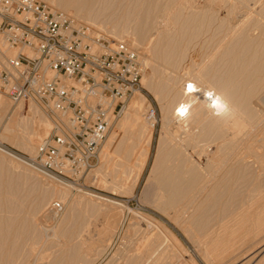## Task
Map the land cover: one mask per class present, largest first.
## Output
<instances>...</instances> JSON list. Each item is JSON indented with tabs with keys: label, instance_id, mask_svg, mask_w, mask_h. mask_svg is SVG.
Instances as JSON below:
<instances>
[{
	"label": "bare ground",
	"instance_id": "1",
	"mask_svg": "<svg viewBox=\"0 0 264 264\" xmlns=\"http://www.w3.org/2000/svg\"><path fill=\"white\" fill-rule=\"evenodd\" d=\"M50 1L58 3L63 12H70L75 22H90L99 27V30L105 29L111 34H115L116 32L122 34L117 29L118 25H114L115 29L112 23H121L122 26L121 19L124 20V16H126L127 20H130L129 22L127 20L124 21L126 22V26H128L127 23L135 24L133 28L131 24V27L127 28L123 25L124 30H126H122L125 33L130 34L129 28L133 30L131 31V35L133 34L136 42H133L134 46H129L139 54L140 59L142 57L141 54L148 53L150 55L149 58L155 62V64L151 62V64H148L146 59L145 64L149 65L147 66L149 70H146L147 73H145V66L141 59L143 74L146 78L145 86H149L154 94H156V97L159 96L160 98L157 97L158 101L160 100L159 102H161L162 108L161 124L163 125L162 129L166 131V134L163 135L164 137L161 138V144L159 142L160 146L157 147V160L156 163L154 162V168H151L152 173L148 177V186L146 185L147 197L152 205L159 208V210L167 212L168 216L179 226L186 227L185 229L187 230L192 229V231L194 228V230L198 231H196L197 235H199V232L201 235L205 232L203 230H210V225L213 221L216 225L219 222H224L226 218L225 211L234 203L231 199L229 201L231 200L233 203H229L226 195L239 196L240 193L238 191L241 192L242 190H244V193L245 191L250 193L253 191L257 193L258 191L259 194V191L264 190V167L256 170L257 166H262L263 162H261V159L260 161L256 159L262 164H257L254 168L252 166L255 165V162L253 163L249 160L252 154L257 153L258 156L259 154L261 155L260 151H257L264 148V137L258 135L260 137L258 138L257 136L264 123V0H253L254 6L252 7L247 4L249 0H205L200 5V1L197 4V0ZM119 6L123 7L119 8ZM52 9L55 10L53 7ZM116 16L118 18L120 16L123 17L120 18L121 22L115 23ZM110 20H113L112 23L110 22V26L114 27L112 29L115 32L107 27L109 26L107 22L109 24ZM99 23L100 25L103 23V26L98 25ZM139 45H143L142 47L144 48ZM14 50V48H11V51ZM28 52L31 53L30 50ZM10 56L13 58V53ZM189 85H192L191 90H189ZM135 92H138V95L133 98L131 106L128 107L126 117L115 125L116 127L109 141L106 142L105 151L113 174L112 181L114 185L123 179L120 173L125 175L131 173L140 182L149 159L156 120L153 113V115L149 114V116L145 113L151 107L150 101L145 95L139 93L141 92L140 90H136ZM3 98L0 95V101L7 107L8 102ZM30 102L32 103V101ZM37 124L40 123L38 122ZM35 126L37 127L38 125ZM6 129L9 132H14V126L11 124H8ZM34 131L35 129L32 130L33 133ZM33 133H29L30 137L27 136L26 139L24 138L21 141L24 146L32 147L31 149H35L33 148L35 144L44 139L41 137L37 138L39 136L33 137L37 135L36 133L33 135ZM13 137L8 136L7 138L10 142L15 143L17 138ZM0 150H3L2 152L4 153L7 152L4 148H0ZM9 154L15 162L23 164L24 168L28 166L26 165L27 163L24 165V161L13 153L9 152ZM253 157L255 158V156ZM251 162L254 165H251ZM13 165L16 166L15 168H19V166ZM26 169H29V171L31 169V172H38L30 166ZM42 176L62 186H71L45 175ZM245 176L246 182L248 181L247 183H243L245 181L243 177ZM241 178L242 181L240 180ZM45 185H47L45 189L50 190L55 188V186L49 183H45ZM125 189H128V187ZM246 195L248 196V194ZM8 197H5L7 202H12L10 198L8 200ZM5 199L1 197L0 201H5ZM1 202L0 207H3L5 202H2V205ZM227 203H229L228 206ZM9 206L8 208H11V205ZM233 206H231V210L234 209ZM1 210L3 209L1 208ZM223 212L225 213L224 219H222ZM235 212H232L231 215ZM143 215L149 221L151 220L156 225L155 227L159 228L161 235H157L154 238L155 240H152L153 242H150V240L149 244L146 243L147 246H144L145 248L142 246L141 249L140 246L134 248V250H128L126 251L127 253L124 252L125 255L119 249L117 255L114 251L115 255H112L114 257L113 260L108 261L109 263L107 264H172L174 252L172 253V251L168 250L164 243V241L167 242L168 240H171L170 242H173L177 249L184 251L167 227L163 226L153 217L146 214ZM258 215L259 220H252L260 221L256 222V226L258 223L262 225L263 223L261 222L264 220L261 213H258ZM257 216L255 217L257 218ZM11 217L0 215L1 256L4 254L3 250H6L5 246L7 244V246L11 244L17 246L16 241H21L18 238H20L21 232L23 234V231L19 230L20 227L15 226L20 219L17 221V218L12 217L17 221L13 223L12 221L14 220ZM41 217L43 218V216ZM232 218L234 220V217ZM23 219L25 220V218ZM34 220L36 223H31L32 225L28 222L31 225V232L29 233V228L28 233L32 235V238L39 236L41 239H44L46 237L45 242H48L53 236H64L65 241H61V244L56 240L54 242L50 241V246L53 244L56 247L51 248V254L43 255L44 253H40L41 256L43 255L41 258L44 261H42L45 262L47 260L45 262L47 264H94L107 247L106 242L102 244L99 241L98 243L100 244L97 245V239L93 240L94 234L93 238L90 236L92 232L89 231V227V229H86L87 227L84 229L88 230L90 234L83 231V227H81L82 229L77 228L78 231L77 229L71 230V227L66 229L68 226H64L65 223H63L62 219V225L60 224L61 221L53 225L52 229L54 233H51L53 236H46L48 235L46 234L48 226L46 227V225L44 226L42 223H39L37 218ZM235 223L237 224V222ZM252 226L250 227L254 229L255 226ZM21 227L23 228L24 226ZM261 227H264V225ZM256 228L260 229L259 226ZM246 230L245 232L247 233ZM225 232L226 230L223 233ZM205 234L209 235L206 232ZM33 235L36 236L33 237ZM225 235H216V237H213L215 240L211 241L215 252L219 247H222L219 250L220 255H222L224 249L225 253H223L224 256H221L222 258L228 257L227 255L230 250L228 246L235 247L236 241L233 240V237H236L237 233L235 235L232 231L229 237H225ZM47 237L50 240H47ZM55 242H57V245L54 244ZM35 245L33 247H36ZM11 248L15 247L10 246L9 249ZM12 249H7V251H12L14 256V251L16 250ZM54 249L56 250L54 251ZM261 251L264 252V241L256 250L253 249V253L250 251L251 255L250 257L248 256L249 258H246L248 261L245 260L244 263H251V258L257 254L260 255ZM9 253L7 252V254ZM17 255H20V253H17ZM255 256L252 260L257 257ZM263 256L264 253L261 254L260 258L257 257L253 264H264ZM9 258L11 259V254ZM9 258L2 257L4 262L2 259L1 261L6 263L5 260L10 261ZM120 258H124V261L119 260ZM36 259L38 263L39 258L36 257ZM30 262L27 261L29 264ZM13 263L9 262L7 264ZM232 263L228 262V264ZM233 264H237V262Z\"/></svg>",
	"mask_w": 264,
	"mask_h": 264
},
{
	"label": "rangeland",
	"instance_id": "2",
	"mask_svg": "<svg viewBox=\"0 0 264 264\" xmlns=\"http://www.w3.org/2000/svg\"><path fill=\"white\" fill-rule=\"evenodd\" d=\"M42 1L48 3L55 10L63 11L60 8L59 4L56 2H53L50 0H42ZM198 1H200V3ZM249 1L247 2V4L251 7L254 6L253 0L250 2ZM196 2H197V4L199 3V5H200L201 3L203 4L205 2V0H197ZM120 7L122 8L123 6H119V8ZM65 13H67L68 15L71 14L70 12H65ZM120 18H123V17L120 16L118 18L116 16V18H115L116 22H115V20H114V22L118 23V22L122 21V26H121V23L113 24L112 23L113 20H110L109 24L107 22V25H109V26H107V25L106 26L108 28H110V30H113L115 32V30L112 28H114L115 26L118 25L117 29H118V31H121L120 33H122V34H119V32H116L115 34L112 32L113 34H111V33L107 32V30H105V29H103L101 31V29L99 30V27H97L95 24L93 25V23H90V22L80 21V23H84L88 26L95 28L96 30H98L100 32H103L108 38H110L113 41H122V42L127 43L130 46H132V45L134 46L133 42L135 41V39H134L135 37H133V34L131 35V31H133L132 28L135 24L130 23L132 25V28H129L130 34L125 33L124 31L126 29L124 30L123 25L126 26V22H124V21L127 20V17L124 16V20L121 19V21H120ZM106 21H108V20H106ZM106 21H105V23H106ZM127 21L129 22L130 20L128 19ZM110 22L112 23V26H114V25L115 26L111 27ZM123 22H124V24H123ZM127 24H128V26H126L125 28L131 27L129 23H127ZM98 25H100V23ZM100 26H103V23H101ZM115 29H116V27H115ZM142 46L143 45H141L140 47H142ZM142 48H144V47H142ZM14 49H15L14 51H11V48L7 45L3 36L0 34V64L5 62V57H11L10 55L12 53H13L12 57H15L18 54L19 50L16 48H14ZM141 56H142L141 57L142 62L145 66V71L149 70V68H147V66H149V65L145 64L146 59H147L148 64H151V63L155 64V62L153 60H151V58H149L150 55L148 53H146V54L143 53V55L141 54ZM145 73H147V71ZM145 82H146V78L143 74L142 82H141V89H140L141 92H139V93H142L143 95H145V97L151 103V107H150L149 111L145 112L146 115L149 116V114H151V115L154 114L155 120H156L155 121V127L153 130L154 132H153L152 145H151L150 153H149V159H148L147 165H146V167L142 173L140 182H139V180H137L136 176H134L131 173H129L128 175L120 173V176L121 177L123 176V179L120 180V182H118L116 185H114L113 184L114 182L112 181L113 174H112L110 164H109V161H108V158L106 155V151H105L106 145H107L106 142L109 141V138H110L111 134L113 133L114 128L116 127L115 125H117L119 121L120 122L123 121V119L126 117L127 112H128L127 109H128V107L131 106V104L134 100L133 98L136 95H138L137 94L138 92H134L127 99V101L125 103L126 105L120 111L119 116L113 121L112 127L110 128V131L108 134V137L102 145L99 159L95 163L94 168L91 169V171L88 172L86 174V176H84V178L81 180L80 185H71L70 187H68V186L66 187L65 185L62 186L59 183L57 184L56 182L54 183V181L47 180L45 177L42 176V174L40 172L39 173L34 172L33 170H32L33 172H31V169L29 171V169H26V168L29 167L30 165L26 164L25 162H23L24 165L25 164L28 165L27 167L25 166L26 168H24L23 164L21 165V163L15 162V160L12 159L13 157L10 156L9 152L13 153L16 157H19V156L21 157V155L34 156L37 153V149H38L40 142L35 144V147H33L35 149H31L32 147H30V146H29L30 147V149H29V147H27L26 145H25L26 148H24L25 146L21 143V141H23L24 138L26 139L27 136L30 137L29 133L30 134L33 133L32 130H34V129H35V131H34L33 135H35V133L37 135H35L33 137L36 138L37 136H39L37 138H40V137L45 138L50 132V129L52 126V121L47 116L46 112L44 111V109L42 108V106L39 103H37V102H34V103L33 102L32 103L31 102L14 103L7 95H5L0 90V95H2V97H4L3 99L6 102H8V105L6 107L5 104L2 101H0L2 103V104L0 103L1 104L0 105V148L1 149L4 148L5 150H7V152L9 151L8 154H6L7 152L4 153V152H2L3 150H0V198L3 197L5 199L6 196L7 197L9 196L8 200H10V199L12 200V202L11 201L7 202V199H5V201L2 200V202L3 203L5 202V203H4L3 207H0V215L6 216V217L12 216L14 218H17V221L20 219L21 222L18 221L17 224L15 223L16 224L15 226H19L20 227L19 230L23 231V234L21 232V236H20V238H18L21 241H19V242H18V240L16 241L17 246L14 244H11L9 246H7L8 245L7 244L5 246L6 250H3V253H4L3 256H1L2 253L0 255L1 256L0 257L1 264H7L9 262L13 263L15 261H17V262H15L13 264H19L20 262H21V264H29V263H27V261L28 262L32 261V262H30V264H36L37 263L36 257L39 258L37 264H47V263H45V262H47V260H45V262H43L44 260L41 257L43 255L51 254V252H52L51 248L52 249L56 248L55 245L53 246V244L50 246L51 242H54L55 240L59 241V243L61 241L62 242L65 241L64 236H55L56 237V239H55V237L53 235H51V233H54L53 229H52L53 225L56 224V222H60V221H61V223H60L61 225L63 223H65L64 226L65 225L68 226L67 228L65 227L66 229L71 227L70 228L71 230L72 229L76 230L77 228L82 229L81 227H83V229H82L83 231L88 232V233H89V231L92 232V235H90V236L92 237L94 234V238L93 237L92 238H93V240L97 239L96 240L97 245L100 244V243H98L99 241L102 244H105L104 242H106L107 247L105 248L104 252L102 253L103 255L101 254V256L97 259V262H95L94 264H107V263H109L110 260L111 261L113 260V258H114L113 256L115 255V252L117 255V251H119V250H121L124 253L128 250H130V251L134 250V248H137L140 246L142 249V246L146 247L147 244H149L148 242L150 240H151L150 242H153L155 240L154 238L157 235H161L159 228L155 227L156 225L151 220L150 221L152 223L147 218H145V216L143 214H146V215L153 217L158 222H160L163 226L167 227L173 233L174 237L177 239L179 246H181L183 248L184 251L181 250L182 251L181 252L179 249H177L174 246L173 242H170L171 240H168L167 241L168 243L164 241L165 246H167L166 248L168 250L172 251V253L174 252L173 253L174 258H173L172 264H175V262H176V264H228V262H230V263H232V262L236 263L237 262V264H239L242 261H243L242 263H244L245 260L248 261V259H246V258L250 257V255H251L250 251L253 253V249L256 250V248L264 241V227H261L262 225H264V220H262V222H261V223H263L262 225L261 224L259 225V223L257 224V226L255 225L256 222H260V221H258L260 219V218L258 219V216H259L258 213H261V215L264 217V213H262L264 211V195H263L264 190L259 191V194H258V191H257V193H256V191H255V193H254V191L251 193L245 191V193L248 194V196L243 192L244 190L241 191L243 193L238 191V193L242 194L241 196H240V194H239V196H235V197H233V195L232 196L226 195V197L228 198L227 201H229V199H231L234 202L233 203L231 200L229 201V203L235 204L234 206H233V204L232 205L230 204V205L233 206L234 209H236L235 210L236 212L234 211V209L231 210V208H232L231 206L229 209L226 208V209H228L225 211L227 219L225 218L224 212L222 214L223 218L221 217L222 219L225 218L226 221L224 220V222H222V223L219 222L217 225L213 221L210 225V230H208V229H207L208 231L206 229L203 230L206 233H208L209 235L210 234L212 235V236L210 235V238H209V235L205 234V232H203V234L206 237L203 234L200 235V232H199V235H197L198 231L194 230V228L192 231V229L187 230V229H185L186 227L183 228V227L179 226L174 220H172L168 216L167 212L159 210V208L155 207L154 205H152V203H150V200L148 199L147 192H146V189H147V186L149 183L148 177H150V175L152 173L151 168L152 169L154 168L153 166H155V163L157 160V157H156V155L158 154V148L157 147L160 146V144L162 142L161 138L164 137L163 135L166 134V131L164 129H162L163 125L161 124L162 123V108H161V102H159L160 100L158 101L159 96H157L158 97L157 98L156 94H154V92L149 88V86H145ZM25 116L28 119H26ZM18 120H19V122H18ZM34 121H35V123H34ZM38 122L40 124H37ZM32 123H34V124H32ZM8 124H11L12 126H14V132H9V130L6 129V126ZM35 125H38L37 126L38 128ZM39 125H40V127H39ZM261 128H260V131L257 134V136L259 135L260 137H262V136L264 137V129H263L264 123L261 126ZM36 129H37V132H36ZM26 132L27 133L29 132L28 135ZM261 133H262V135H261ZM8 136H10V137L15 136V137H13V138H17L15 140V143L10 142L9 139L7 138ZM259 136H258V138H260ZM159 142H160V144H159ZM262 151H264V148L258 149L257 152L261 153V155L259 154V156H258L257 153L252 154L250 156V159H249L253 163L255 162L254 163L255 165L251 162L252 163L251 165H254V166H252L254 168H255V166H257V164L259 165L261 162H263V164L261 163L262 166L261 165L259 167L257 166L256 170L264 167L263 166L264 165V158H263L264 152H262ZM253 156H255V158ZM258 157H260V158H258ZM256 159L258 161H260V159H261L262 161L259 163ZM17 163H19V164H17ZM13 164L17 165V167L19 166V168H15L16 166H14ZM252 167L250 166V168H252ZM256 173H255V175H256ZM258 176H260V175H258ZM243 178H245V179H243V180H245V181H243V183H244V182H246V176ZM256 178H258V177L256 176ZM240 180L242 181V178ZM240 180H239V182H240ZM45 183H49L52 186H55V188H52L50 190L45 189V187L47 186V185H45ZM126 187H128V189H125ZM56 200H59L64 204V210L60 214H56V213L54 214L49 208L51 203L56 201ZM2 202H1V205L3 204ZM36 202H38V203L36 204ZM30 203H33V204L30 205ZM229 203H227V206ZM9 205H11V208H8ZM1 208L3 210H1ZM34 208H37L38 210L34 209ZM35 211H37V212H35ZM227 211H229V212H227ZM232 212H235V213L231 215ZM229 213H230V216H229ZM32 215H34V216H32ZM41 216H43V218ZM255 216H257V218ZM262 216H260V217H262ZM12 217H11V219L14 220L12 222L13 223L17 222L16 219H14ZM232 217H234V220ZM23 218H25V220ZM36 218L39 221V223H42L44 226L46 225V227L48 226L47 228L50 229V230L47 229L46 234H48V235H46V236H49V235L53 236L52 238L50 236L51 240H50V238L48 239V237H47V240H50L51 242L50 241L45 242L46 237L45 238L43 237L44 239H41L39 236L36 238V237H34L36 235H33L34 238H32V235H29V233L31 232V225L33 223H36L34 220ZM230 218H232V219H230ZM62 219H63V223H62ZM253 219H258V220L252 221ZM22 220H23V222H22ZM28 222L30 224L31 223L32 224L30 225ZM235 222H237V224ZM20 223H21V226H24L23 228L20 226ZM49 223H51V224H49ZM252 225H254L255 227L259 226L260 229L256 228L257 229L256 230L255 227H254V229H252L251 228V227H253ZM64 226H62V227L64 228ZM237 226H239V227H237ZM85 227H87L86 229L90 228L89 231L84 229ZM208 228H209V226H208ZM78 229H77V231H78ZM225 230L227 232V233L225 232L226 235H225V233H223ZM230 230H231V232L233 231V234H235V235L237 233V235H236V237H233V240L236 241V244L234 245L235 247L228 246V247H230L229 249L231 250V252L229 250L228 255H227L228 259H227L226 257H223V258L221 257V256H224L223 255V253H225L224 249H223L222 255H220V251H219L220 248H222V247H219V249L216 250V252H219V253H216L214 250V246L212 245L213 243H211V241L213 242V240H215L213 237L214 236L216 237V235H220V236L225 235V237H229L231 234ZM245 230L247 231V233L245 232ZM28 231H29V233H28ZM83 231H81V232H83ZM211 231L213 232V234ZM219 231L221 232V234ZM214 232H215V234H214ZM234 232H236V233H234ZM250 232L252 234L253 233L254 234L252 235ZM242 234L244 237L242 236ZM26 235L30 236V237H27ZM240 236H242V237H240ZM245 236H246V238H245ZM206 238L210 239V240H207ZM61 239H63V240H61ZM39 241H40V243H38ZM43 241H44V243H42ZM32 242L34 243V245L37 244V245H35L36 247H33L34 245ZM45 243H47V244H45ZM56 243L57 242H55L54 244H56ZM144 244H146V245H144ZM10 246H12V247L14 246L15 248H13V249L17 251V252L14 251V256H13L12 251H7V249L8 250L12 249V248L9 249ZM31 248H34V249L31 250ZM98 248H101V247H98ZM232 248H234V249L232 250ZM26 250H28V251H26ZM49 250H50V253H49ZM55 250L56 249H54V251ZM32 251H34V252L36 251V252L34 253ZM179 251H180V253H179ZM234 251L235 252L237 251V252L235 253ZM7 252L8 253L11 252V253L7 254ZM38 252H39V254H38ZM247 252H248V254H247ZM261 252L264 253L263 251H261ZM17 253L18 254L20 253V255H17ZM24 253H25V255H24ZM40 253L41 254L44 253V254L41 256ZM181 253H182V255H181ZM230 253H233V254H230ZM262 253H260V255L257 254L256 256L260 258ZM5 254H6V256H5ZM10 254H11L12 261L9 258ZM26 254H28V256H26ZM217 254H219V255H217ZM7 255H9V256L7 257ZM124 255H125V253H124ZM231 255H233L232 257L234 259L232 257H229ZM12 256L14 257V259ZM15 256H16V258H15ZM21 256L24 258H22ZM2 257L7 258V259L9 258L10 261H7V259L6 260L4 259L6 261V263H3L4 261H3ZM253 257L251 258L252 262L249 259V261L252 264L255 263V260L257 259V257H256L254 260H252ZM18 258H20L19 262H18ZM124 258H120L119 260L124 261L123 260ZM1 259L3 262L1 261ZM44 259H46V258H44ZM187 260H188V262H187ZM242 263H240V264H242ZM251 263H249V264H251Z\"/></svg>",
	"mask_w": 264,
	"mask_h": 264
},
{
	"label": "built area",
	"instance_id": "3",
	"mask_svg": "<svg viewBox=\"0 0 264 264\" xmlns=\"http://www.w3.org/2000/svg\"><path fill=\"white\" fill-rule=\"evenodd\" d=\"M0 34L19 49L0 64V90L14 103H39L52 120L37 153L18 158L42 175L80 185L113 121L141 89L139 54L42 0H0ZM49 208L60 214L64 204Z\"/></svg>",
	"mask_w": 264,
	"mask_h": 264
},
{
	"label": "snow or ice",
	"instance_id": "4",
	"mask_svg": "<svg viewBox=\"0 0 264 264\" xmlns=\"http://www.w3.org/2000/svg\"><path fill=\"white\" fill-rule=\"evenodd\" d=\"M188 87H189V90H191V89H192V85H189Z\"/></svg>",
	"mask_w": 264,
	"mask_h": 264
}]
</instances>
